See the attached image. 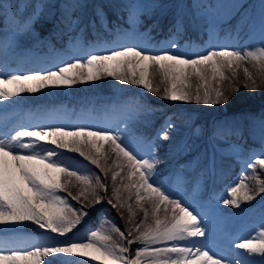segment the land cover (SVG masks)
I'll return each instance as SVG.
<instances>
[{"label": "snow or ice", "instance_id": "obj_1", "mask_svg": "<svg viewBox=\"0 0 264 264\" xmlns=\"http://www.w3.org/2000/svg\"><path fill=\"white\" fill-rule=\"evenodd\" d=\"M29 6L23 2L13 4L9 15L8 7L0 2L3 20L12 24L10 34L0 37V54H13L25 37L34 35L42 9L51 7L36 3L32 14L25 16L24 10ZM85 6L81 0L62 5L61 23L65 30H77L81 17L73 18V13ZM117 7L127 14L124 19L126 27L109 28L103 6L97 5L95 20L90 26L95 30L99 23L100 28L114 38L89 45L90 50L83 56L36 71L23 72L0 67V107L24 93L70 87L77 83L98 81L102 77H111L122 85L142 86L148 93H158L160 89L153 86L154 74L150 72L153 68L161 77V83L166 85L161 99H194L196 103L204 105L227 104L230 97L224 96L220 87L221 82L228 79L225 69L231 70L235 77L241 63L251 60L264 74V46L253 51H241L211 45L204 52L192 55L177 51L180 45L175 42L174 36L183 29L182 15L177 16L173 25L175 32L167 45L156 50L141 47L136 41L147 35L140 31L144 23L141 17L154 5L125 0ZM197 7H206L205 15H214L219 22L239 13L240 24L251 33L258 31L264 44V0L258 19L249 11L240 12L243 7L240 0H217L215 5L198 4ZM244 72L252 81L244 87L256 90L255 79L248 69L245 68ZM193 76L201 82L194 95L186 91ZM212 82H215V88L210 87ZM200 87L204 88L202 96ZM234 91L238 92L239 87H234ZM120 123H123V129ZM120 123L115 129L88 124L36 123L21 124L10 129L0 126V233H17L22 230L24 222L30 221L44 233L50 234L30 247H21L15 236L0 240V264H51L46 258H55L59 254L86 258L78 264H91L93 261L97 264H264V217L258 225L253 226L255 235L230 240L227 249H216L212 244L214 210L211 206L208 210H198L200 206L194 207V201L188 202L179 190L174 191L155 178L159 175L154 171L159 163L155 154L151 149L146 154H139L129 141L127 121ZM166 126L173 127L171 122H167ZM211 135L216 140L227 142L230 137H238L241 133L239 128L224 124L214 126ZM261 137L264 139V121L261 122ZM159 138L168 140L169 135L165 131ZM230 147L238 149L240 146L232 144ZM63 152L78 154L105 177L111 172L112 193L117 202L109 199L107 204L113 209L127 206L130 223L135 212L128 201L135 198L136 208L143 212L144 219L124 231L109 221V231L118 234L127 246L116 244L112 235L101 231L102 217L97 228L88 230L86 238L68 237L67 234L72 233L89 216L90 209L104 202L98 190L107 193L108 189L99 175L95 176L93 182L92 176L83 174L69 164L63 159ZM254 155L257 158L249 156L244 165L253 174L257 167L264 168V149ZM112 156L115 157L112 160L114 167H106ZM72 178L80 185V191L75 196L67 191ZM253 178L257 181L258 192H264V181L255 175ZM247 179V173L242 172L238 182H233L234 186L226 187L227 195L221 192L216 198L217 204L239 209L241 202L252 201L255 196ZM62 192H67V196L60 195ZM122 192H126L127 197L122 199ZM68 197L75 201L83 197L87 204L73 207ZM146 204L151 207V224H145L149 217ZM161 210L166 213L164 218L158 215ZM134 232L137 233L135 236ZM134 244L139 246L132 254L131 246ZM254 257H259V260Z\"/></svg>", "mask_w": 264, "mask_h": 264}, {"label": "rangeland", "instance_id": "obj_2", "mask_svg": "<svg viewBox=\"0 0 264 264\" xmlns=\"http://www.w3.org/2000/svg\"><path fill=\"white\" fill-rule=\"evenodd\" d=\"M33 1L41 4H47L48 2L49 5L53 3L51 9H49V7L42 9V17L35 26L41 23L43 19H47L45 23H48V21L51 20L50 18L54 16L53 12L59 8L62 9V5L65 2H75V0ZM204 1L205 0H139L142 4L154 5V7L147 10V14L144 15V17L148 22L155 23L156 26L162 24L165 25L164 28H171L177 16L182 15L183 22L188 25L187 28L190 27L195 30L207 31L209 34L213 33V29H222L223 31L229 28L232 29L234 35L228 36L226 39L228 41H222L218 46L237 48L241 51H253L256 48L264 46L260 41L258 31L251 33L246 26L240 24L239 13L228 19L231 20L229 22L228 20L219 22L216 16L205 15L207 11L206 7H197L198 4L205 6L209 5L207 1ZM18 2L21 3L23 1L18 0ZM81 2L85 3L86 6L79 9V14L76 11L73 13V18H75V16L81 17L79 28L85 24V27L91 25L93 21L92 18L95 19L94 10L97 5L103 6L108 15H114L115 9L117 8L116 6L125 2V0H81ZM240 2L243 4V7L240 9L241 13L249 11L254 18L258 19L262 0H240ZM36 3L26 2L27 5H30V15L34 11V5ZM122 15L125 17L124 12ZM230 22H232V24ZM11 27L12 24L9 21L4 22L0 27V37H7L10 34ZM160 27L162 26H159V28ZM213 35L215 38L210 37V39L207 40V47L216 44L215 39L217 36H215V34ZM42 42L43 41H40V37L34 30V35L25 37L13 54H9L8 56L0 54V58L3 59L0 63V67L7 70L18 69L23 72L36 71L40 70L37 69L39 65L44 67H42V69H46L53 64H59L73 57L84 55L82 52H77L79 50H76V54H74L71 46L67 44L65 52H63L64 54H57L53 59L52 56L55 47L47 46L46 48L50 51L45 52L46 49L44 51V48L40 47V45L44 46ZM136 42L141 47L147 49H158L157 47L153 49L151 46L145 47L143 39H139ZM179 48L180 49H177V51L184 52L188 55L201 53V50L197 47L189 49L185 46H180ZM49 54L51 55L48 56ZM245 68L248 69V72L253 79H255L256 85L258 86L256 90H248L244 87L246 83H252L245 75ZM150 72L154 74L152 77L153 86L159 87L160 89L158 93H148L142 86L122 85L111 77H102L100 80L94 82L77 83L70 87L46 88L38 93L21 94L20 97L13 98L11 102L2 106L4 107L3 109L9 108L10 111H5L3 114L0 113V118L2 120L11 121L15 118L14 115H20V112H11L12 110L19 111V108L22 106L41 100L61 98L62 96L72 98L75 96V93L102 92L108 96H110L109 94L120 95L124 97V102H127L125 107L130 105L131 108L129 112L131 118L128 119L129 116L126 118L129 125V141L135 145L136 151L141 155L148 153L151 149L156 159L159 161L154 170L159 175L155 178L166 183L172 190H179L188 202L191 203L194 201V207L200 206L198 210L201 208L208 210L209 206L214 210L212 213V244L215 248L227 249L230 240L250 238L252 235H255L256 231L253 230V226L258 225L262 217H264V192H258L257 181L253 176L255 175L260 181H264V168L257 167L255 174H253V171L251 169H246L244 165L249 156L255 159L257 157L254 153H259L264 149V139L261 137V122L264 121V108L263 110L259 109L257 113L252 112L254 110H240L244 107L249 109L248 107L264 104V74L258 70L255 66V62L251 60H245L241 63V66L236 69L235 77H233L231 70L225 69V76L228 77V79L223 80L220 87L224 96L230 97L229 102L227 104L204 105L202 103H196L194 99L189 101H170L161 99L160 97L164 95V88L166 85L161 83V77L156 73L155 68L150 69ZM188 83L190 86L186 91L194 95L201 82L193 76ZM237 86L239 87L238 92L234 91V87ZM210 87L215 88V82H212ZM203 92L204 88L200 87L201 96ZM212 95L214 96V92ZM35 106L37 105H32L31 109H26L30 110V116L27 117L24 125L49 123L73 126L89 123L85 115L80 116V110L78 108L75 111L71 110L70 114L74 115L70 116L67 114L68 110L66 109L56 111L54 109H45L47 108L45 104H41L38 107ZM75 106L79 107L80 105L77 103ZM2 107H0V109ZM119 107L123 110L121 112L118 110L109 112L108 114H110L112 121L105 122V124L100 125V127L115 129L118 123L125 121L126 110H124V107H121V105ZM197 109H202V111H196ZM21 115H24V113H21ZM91 121L97 122L99 121V117L94 116ZM167 122H171L173 127H167ZM224 124L239 128L241 135L238 137H230L227 142L214 139L211 135L212 129L216 125ZM90 125L94 126V123ZM120 127L123 129V123H120ZM165 131L169 135L168 140L159 138L162 137ZM146 138L151 141L145 142L144 140V143L140 141ZM232 144L239 145L240 147L238 149H233L230 147ZM113 159H115L114 156L107 161V165L105 166L114 167V165H112ZM65 160L68 163L70 162L69 158H65ZM87 163H89V161ZM103 163L102 161V164ZM77 169L83 174L92 176L93 182H95V176L99 175L101 181L107 185L108 191L105 193L103 190H98V194L104 197V202L90 209L89 216L84 218L81 224L73 229L72 233L67 234L68 237L86 238L88 230L97 228L100 224L99 218L102 217L104 220L101 231H106L108 234L112 235L113 241L116 244H125V246H127L126 242L122 241L118 234L110 232L109 230L111 228V223L120 227L122 231L125 229L130 230L133 224L139 223L144 219L143 212L136 208L134 202L135 198L133 197L131 201H128V203L132 204L133 211L135 212V216L130 223L127 206L113 209L107 204V200L109 199H112L113 203L117 202L112 193L113 181L111 180V172L105 177L94 165L88 167V164H86V166L80 165ZM242 172L247 173V184L255 198L252 201L241 202V207L239 209L230 205H224L223 203L217 204L216 198L221 192H224L226 196V187L234 186L233 182H238V177ZM219 177H221V179H219ZM116 183L119 184L120 181L117 180ZM217 184L219 185L215 186ZM67 191L71 192L73 196L77 195L80 191L79 182L75 181V178H72V183L68 185ZM60 195L67 196V192H62ZM127 195L126 192H122V199L127 197ZM68 199L72 206L76 208H79L81 204H87V201H85L83 197H81L79 201L71 200V197H68ZM89 199H91V196ZM145 208L149 211V217L145 220V224H151L153 222L151 218V207L146 204ZM158 215L164 218L166 213L161 210ZM109 221H111V223H109ZM143 227L142 225L141 230H143ZM22 228L31 230L33 233L30 235H32L36 241L42 240L45 235H50L44 233L43 230L39 229L38 226L30 221L24 222ZM136 234L137 233L134 232L133 236ZM9 235H12V233ZM138 246L137 244L131 246L132 254H134L135 248ZM236 251L239 252L242 250ZM46 259H49L51 264H78V262L82 260L74 255L64 254H59L55 258L49 257ZM254 259L259 260V257H254ZM91 264L97 263L91 262Z\"/></svg>", "mask_w": 264, "mask_h": 264}, {"label": "trees", "instance_id": "obj_3", "mask_svg": "<svg viewBox=\"0 0 264 264\" xmlns=\"http://www.w3.org/2000/svg\"><path fill=\"white\" fill-rule=\"evenodd\" d=\"M124 19H126V17L123 18V20L120 22V24H119L118 26H121V25L125 26V24H124ZM56 24H57V21H55V25H56ZM113 25H117L116 22H113V20H109V21H108V26H109V28H112Z\"/></svg>", "mask_w": 264, "mask_h": 264}, {"label": "bare ground", "instance_id": "obj_4", "mask_svg": "<svg viewBox=\"0 0 264 264\" xmlns=\"http://www.w3.org/2000/svg\"><path fill=\"white\" fill-rule=\"evenodd\" d=\"M81 258V257H80ZM97 263V262H96Z\"/></svg>", "mask_w": 264, "mask_h": 264}]
</instances>
